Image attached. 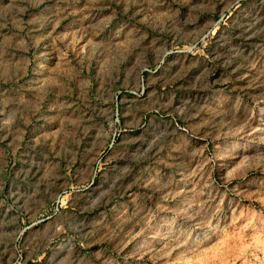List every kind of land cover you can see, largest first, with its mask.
<instances>
[{"label": "rangeland", "instance_id": "obj_1", "mask_svg": "<svg viewBox=\"0 0 264 264\" xmlns=\"http://www.w3.org/2000/svg\"><path fill=\"white\" fill-rule=\"evenodd\" d=\"M0 264H264V0H0Z\"/></svg>", "mask_w": 264, "mask_h": 264}]
</instances>
